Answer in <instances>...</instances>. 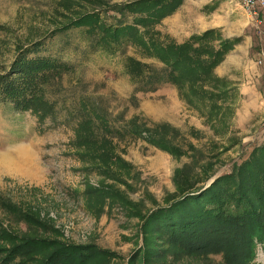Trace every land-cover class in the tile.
<instances>
[{
  "label": "rangeland",
  "instance_id": "1",
  "mask_svg": "<svg viewBox=\"0 0 264 264\" xmlns=\"http://www.w3.org/2000/svg\"><path fill=\"white\" fill-rule=\"evenodd\" d=\"M103 5L0 0V163L28 168L11 174L2 164L0 264H264L259 234L233 225L244 198L238 180L255 174L236 164L264 145V79H255L264 73L263 23L248 30L252 47H236L244 34L216 29L219 39L241 40L204 84L214 94L207 106L169 83L136 92L127 57L163 63L133 45L107 52L95 24L74 25ZM225 173L232 180L214 188ZM207 188L219 194L207 206L218 212L196 233H168L151 217Z\"/></svg>",
  "mask_w": 264,
  "mask_h": 264
},
{
  "label": "trees",
  "instance_id": "2",
  "mask_svg": "<svg viewBox=\"0 0 264 264\" xmlns=\"http://www.w3.org/2000/svg\"><path fill=\"white\" fill-rule=\"evenodd\" d=\"M97 1L100 4L103 3V7L80 14L74 22L75 26L95 24L96 28L101 30L98 35L99 41L107 52H114L121 45H133L163 63L160 67L131 56L127 57L126 70L135 84L136 92L154 91L161 84L169 83L179 89L182 96L189 102L208 104V98H213L214 94L208 93L204 84L214 80L211 75L213 68L223 60L227 51L238 43L241 37L222 40L218 38L216 29L191 36L183 42L165 35L157 28L158 24L177 11L184 0H126L118 4ZM104 14L114 16L117 22L110 25L102 23ZM29 66V64L26 65V67ZM253 153L259 156L264 154V145L254 147L247 158L236 164L238 170L248 169L255 174L254 180L251 178L253 174L249 175L245 181L238 180V184L242 187L240 192L244 198L234 199L237 201L236 209L240 211L235 214L233 225L235 230L243 228V232L248 231L246 235L250 237L259 234V238L264 241V221L259 220L264 219V215L262 212H257L255 205L256 200L264 203V177L262 178L264 165H262L261 156L255 157ZM220 177L214 188L230 182L233 178L227 173ZM255 181L259 182L255 183ZM225 194H228L227 199L232 200L228 191ZM216 195L219 194L213 188H207L198 194H188L170 203L169 206L156 209L151 217L162 218L160 226L168 233L169 230L177 231L178 236L184 233H196L215 216L217 210L214 212V209H209L207 206L217 200ZM208 196L210 197L207 201L202 200ZM165 215L166 218H164ZM258 222L261 224L259 225ZM230 232L231 239L238 241L241 246L244 245L242 241L237 240L238 236L233 234V230ZM250 240L245 243L251 245Z\"/></svg>",
  "mask_w": 264,
  "mask_h": 264
},
{
  "label": "crops",
  "instance_id": "3",
  "mask_svg": "<svg viewBox=\"0 0 264 264\" xmlns=\"http://www.w3.org/2000/svg\"><path fill=\"white\" fill-rule=\"evenodd\" d=\"M261 18L264 26V11L261 13ZM251 25V18L236 0H184L177 11L158 24L159 27L167 29L170 36L178 42L185 41L193 34H200L206 30L217 28L223 30L224 33L226 32L229 37L233 35L243 36L244 34L245 38L236 45L237 48L242 43L249 41L251 47L253 46V36L248 33V30L252 28ZM231 56L239 57L238 53L231 54ZM235 57H230L229 61L242 62L240 58ZM220 72H224V69H221ZM255 79L261 82L264 79V73ZM260 89L264 94L262 84Z\"/></svg>",
  "mask_w": 264,
  "mask_h": 264
},
{
  "label": "built area",
  "instance_id": "4",
  "mask_svg": "<svg viewBox=\"0 0 264 264\" xmlns=\"http://www.w3.org/2000/svg\"><path fill=\"white\" fill-rule=\"evenodd\" d=\"M251 18L252 24L256 28H261L263 22L261 13L264 11V0H236ZM261 56L264 61V50L261 51ZM262 62L261 60L259 61Z\"/></svg>",
  "mask_w": 264,
  "mask_h": 264
},
{
  "label": "bare ground",
  "instance_id": "5",
  "mask_svg": "<svg viewBox=\"0 0 264 264\" xmlns=\"http://www.w3.org/2000/svg\"><path fill=\"white\" fill-rule=\"evenodd\" d=\"M21 153L22 152L20 151L19 154H21ZM21 155H23V153ZM2 164L4 166V170H6L7 173H11V174H18L19 173L21 175H26V173L28 171V168L25 166V164H18V161H16L13 158H8L3 163L1 162L0 163V171L3 169ZM22 171H24V172L21 173Z\"/></svg>",
  "mask_w": 264,
  "mask_h": 264
}]
</instances>
